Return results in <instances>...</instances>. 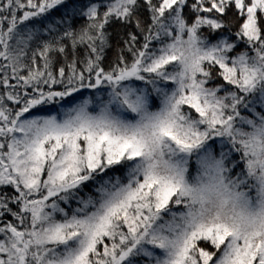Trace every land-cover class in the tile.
Here are the masks:
<instances>
[{"label":"snow or ice","instance_id":"6c2138e0","mask_svg":"<svg viewBox=\"0 0 264 264\" xmlns=\"http://www.w3.org/2000/svg\"><path fill=\"white\" fill-rule=\"evenodd\" d=\"M0 264H264V0H0Z\"/></svg>","mask_w":264,"mask_h":264}]
</instances>
